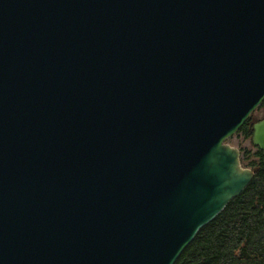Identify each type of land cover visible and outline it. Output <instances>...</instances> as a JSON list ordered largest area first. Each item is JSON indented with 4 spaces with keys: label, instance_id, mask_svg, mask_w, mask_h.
<instances>
[{
    "label": "water",
    "instance_id": "1",
    "mask_svg": "<svg viewBox=\"0 0 264 264\" xmlns=\"http://www.w3.org/2000/svg\"><path fill=\"white\" fill-rule=\"evenodd\" d=\"M263 100L264 0H0V264H174Z\"/></svg>",
    "mask_w": 264,
    "mask_h": 264
},
{
    "label": "trees",
    "instance_id": "2",
    "mask_svg": "<svg viewBox=\"0 0 264 264\" xmlns=\"http://www.w3.org/2000/svg\"><path fill=\"white\" fill-rule=\"evenodd\" d=\"M262 105V103H261ZM249 119L238 130L251 137ZM242 193L202 227L174 264H264V154Z\"/></svg>",
    "mask_w": 264,
    "mask_h": 264
},
{
    "label": "rangeland",
    "instance_id": "3",
    "mask_svg": "<svg viewBox=\"0 0 264 264\" xmlns=\"http://www.w3.org/2000/svg\"><path fill=\"white\" fill-rule=\"evenodd\" d=\"M264 118V100L262 105L252 113L249 118V125H252L254 122ZM250 138H246L242 132L237 131L230 138H228L225 143L237 148L240 151V162L244 168H253V163L258 161L256 156L257 148L252 146Z\"/></svg>",
    "mask_w": 264,
    "mask_h": 264
}]
</instances>
